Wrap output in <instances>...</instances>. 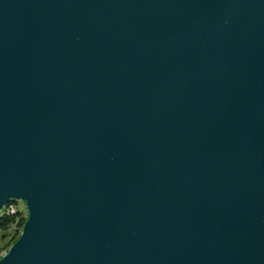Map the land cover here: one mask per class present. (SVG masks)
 Here are the masks:
<instances>
[{
	"label": "water",
	"instance_id": "95a60500",
	"mask_svg": "<svg viewBox=\"0 0 264 264\" xmlns=\"http://www.w3.org/2000/svg\"><path fill=\"white\" fill-rule=\"evenodd\" d=\"M0 264H264V0H0Z\"/></svg>",
	"mask_w": 264,
	"mask_h": 264
},
{
	"label": "trees",
	"instance_id": "16d2710c",
	"mask_svg": "<svg viewBox=\"0 0 264 264\" xmlns=\"http://www.w3.org/2000/svg\"><path fill=\"white\" fill-rule=\"evenodd\" d=\"M13 202L17 203V201ZM25 215V211L18 207L15 215L0 214V248L7 249L17 239L26 218Z\"/></svg>",
	"mask_w": 264,
	"mask_h": 264
},
{
	"label": "built area",
	"instance_id": "2783aa9c",
	"mask_svg": "<svg viewBox=\"0 0 264 264\" xmlns=\"http://www.w3.org/2000/svg\"><path fill=\"white\" fill-rule=\"evenodd\" d=\"M17 213V203H6L0 210V214L15 215ZM3 248H0V256Z\"/></svg>",
	"mask_w": 264,
	"mask_h": 264
},
{
	"label": "rangeland",
	"instance_id": "374dc122",
	"mask_svg": "<svg viewBox=\"0 0 264 264\" xmlns=\"http://www.w3.org/2000/svg\"><path fill=\"white\" fill-rule=\"evenodd\" d=\"M17 207H18V209H20V210H23V211H25V206H24V203H23V201H17ZM26 213V212H25ZM26 216V215H25ZM20 232V231H19ZM17 233H18V231H17ZM13 233H11V235H12ZM20 234V233H19ZM5 248L3 247V249L2 250H4ZM7 249H5V251H6Z\"/></svg>",
	"mask_w": 264,
	"mask_h": 264
},
{
	"label": "bare ground",
	"instance_id": "6f19581e",
	"mask_svg": "<svg viewBox=\"0 0 264 264\" xmlns=\"http://www.w3.org/2000/svg\"><path fill=\"white\" fill-rule=\"evenodd\" d=\"M7 203H14L13 201H9V202H7ZM8 215V214H7ZM6 251H5V249L4 250H2V252H1V256L5 253Z\"/></svg>",
	"mask_w": 264,
	"mask_h": 264
}]
</instances>
